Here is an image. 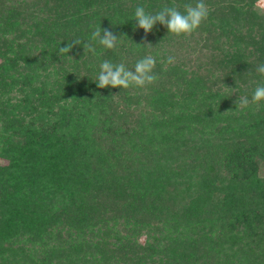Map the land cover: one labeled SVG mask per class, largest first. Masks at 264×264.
Wrapping results in <instances>:
<instances>
[{
  "label": "trees",
  "instance_id": "1",
  "mask_svg": "<svg viewBox=\"0 0 264 264\" xmlns=\"http://www.w3.org/2000/svg\"><path fill=\"white\" fill-rule=\"evenodd\" d=\"M256 1L204 0L176 35L135 8L197 0H0V264H264V100L236 104L264 84ZM147 55L154 83L97 87L104 60Z\"/></svg>",
  "mask_w": 264,
  "mask_h": 264
},
{
  "label": "clouds",
  "instance_id": "2",
  "mask_svg": "<svg viewBox=\"0 0 264 264\" xmlns=\"http://www.w3.org/2000/svg\"><path fill=\"white\" fill-rule=\"evenodd\" d=\"M184 9L185 11L182 13L176 6H165L160 11L152 14L146 12L144 6L138 5L134 13V18L137 22L136 26L142 28L144 33L147 34L159 22L170 33L176 35L191 34L200 26L202 21L207 19L209 8L204 3V0H197L195 5L185 4ZM91 38L92 40L98 41L100 45H103L107 49L115 48L119 40V37L111 30L108 28L102 29L100 26L95 28ZM80 43L79 40H72L70 43L61 46L59 51L60 53H69L74 46L80 45ZM86 47L90 52H95V48L90 44L86 45ZM174 59L173 56H169L167 62L171 64L174 62ZM155 64L156 59L152 55H147L139 59L132 70L128 69L123 62L113 64L108 60H104L100 64L96 85L98 88L108 86L113 88H129L132 85L144 87L146 84H152L158 79V76L153 72ZM256 72L264 75V63L257 65ZM261 100H264V84L257 85L252 94L251 101L247 96H240L236 104L243 109L247 108L250 103Z\"/></svg>",
  "mask_w": 264,
  "mask_h": 264
},
{
  "label": "rangeland",
  "instance_id": "3",
  "mask_svg": "<svg viewBox=\"0 0 264 264\" xmlns=\"http://www.w3.org/2000/svg\"><path fill=\"white\" fill-rule=\"evenodd\" d=\"M255 4L260 10H262V11L264 10V0H257ZM202 38H204V35L202 36ZM197 42L201 43L202 41L199 39ZM218 43H221V41L216 42V44H218ZM211 45L214 46L215 42L212 43ZM162 47H165V49H166L165 52H166L167 56H173V57L174 56L177 57L178 55L190 56L192 61L189 64H187L188 67L190 66L189 68H191V66L195 64V62H196L195 57L196 56H199V59L204 60L205 56L208 54V51H206L207 45H206L205 49H200L197 45V47H195L196 48L195 51H193V52L191 50H186L183 47L177 48V47H173V46L167 45V44H163V45L158 46V49H160L159 52L164 51L162 49ZM198 49H200V51ZM258 164H259L258 165L259 173H260V175H262L264 177V161L262 159H259ZM142 236H141V238L143 239Z\"/></svg>",
  "mask_w": 264,
  "mask_h": 264
}]
</instances>
